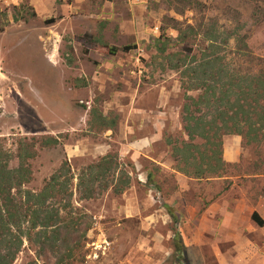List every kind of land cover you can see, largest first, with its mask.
<instances>
[{"label":"rangeland","instance_id":"obj_1","mask_svg":"<svg viewBox=\"0 0 264 264\" xmlns=\"http://www.w3.org/2000/svg\"><path fill=\"white\" fill-rule=\"evenodd\" d=\"M65 1L0 0V164L17 168L19 138L58 139L55 146L37 147L28 161L31 180L20 192L25 205V191H41L64 160L71 171L61 195L44 206L37 196L29 199L38 207L30 220L56 224L23 236L12 264H264V197L256 191L264 185V0ZM20 6L34 16L14 21L12 10ZM189 25L201 30L188 47L176 37L178 30L190 35ZM179 56L184 65L176 67ZM203 58L208 61L201 69ZM188 71L196 77L186 81ZM204 79L215 94L225 90L222 101L205 89L185 90ZM203 94L210 99L208 119L224 117L221 104L231 99L229 112L235 109L241 122L251 118L256 132L248 133L252 142L240 146L233 162L223 158L224 138L240 135L222 136L225 164L238 167L221 166L202 179L178 172L189 179H175L167 140L187 139L185 95ZM93 106L116 126L92 125ZM202 149L191 148L189 168L208 160ZM109 151L121 167L114 168L112 184L124 172L129 186L119 194L109 188L80 198L79 174ZM258 157L256 173L241 177ZM164 202L180 215L176 230L185 248L179 253ZM255 212L262 225L252 219ZM102 236L108 246L99 248ZM96 241L97 248L90 244ZM177 254L182 260L175 262Z\"/></svg>","mask_w":264,"mask_h":264},{"label":"trees","instance_id":"obj_2","mask_svg":"<svg viewBox=\"0 0 264 264\" xmlns=\"http://www.w3.org/2000/svg\"><path fill=\"white\" fill-rule=\"evenodd\" d=\"M65 0H56L58 4L64 3ZM66 3H70L71 0H66ZM22 10H21V9ZM20 8L14 7L12 10V15L14 21H17L19 19H28L30 15L33 17L34 12L30 14L29 10L26 7L20 6ZM28 13V17H25L24 14H21V12ZM191 30V34H187L181 30H178V35L176 37L177 42L185 44L188 46L189 44L193 45L195 44L196 36L198 35V29L193 26H187ZM201 27V26H200ZM201 30V28L199 29ZM191 36V37H190ZM94 41L99 40L97 38H93ZM103 45H106V43H103ZM189 47V46H188ZM165 48V42H162V47L159 48V50L162 51V49ZM125 50V49H124ZM187 50V48L185 49ZM189 51V50H187ZM109 52L113 54L115 52V48L109 47ZM204 63L200 65L201 69L204 68L205 62L208 61V58H203ZM185 57L179 56L177 58V63L174 65L176 67L184 65ZM200 67H197L200 68ZM185 71V70H184ZM184 74L187 76L186 81H189L191 76H195V73L191 72H184ZM206 75V74H205ZM196 77V76H195ZM200 78H206L201 77ZM206 79H204L202 82L191 84L189 86H185V90L191 91L195 88L199 89H205L208 91L212 96H215V101L219 102L223 99V93L225 90H222L220 93H216V91L211 88H209L205 83ZM264 85V81L263 84ZM203 95H200L198 97H194L191 95H185V102L182 107V124L183 129L186 133L187 139L186 140H180L178 142H172L170 139H168V144L171 146V152H172V158L174 161V166L176 165L177 172H180L181 174L190 177V178H206L209 176H215L218 174L219 168L220 170H223V168H228L231 165L237 166L238 163L230 164L226 163L222 158V147H221V138L223 135L227 134H238L241 136V146L245 145V142H252L253 137L250 136L254 135L253 132H256L255 129V121H252L251 118H247L244 121H238L235 117V109L229 112V107H227L231 99L227 100L224 104L222 102L220 110L222 108V112L224 113V117H222L220 120H217V118H207L206 112L204 111L205 105L209 102L210 99L203 98ZM205 102V103H204ZM204 103V104H203ZM235 103V102H234ZM257 103V102H256ZM248 109L251 107V104L248 103L247 105ZM260 107H263L260 105ZM259 108V107H258ZM256 109V108H253ZM261 109V108H260ZM259 110V109H258ZM257 110V111H258ZM221 112V113H222ZM232 114V115H231ZM234 114V115H233ZM90 116V123L94 126H97L98 124L101 126L102 129H113L116 126V123L114 120H109L108 118L104 117L100 112H98V109L96 106H93L90 108L89 112ZM241 123V124H240ZM260 125V124H259ZM250 133V134H248ZM200 139L202 143L200 145L196 144L195 140ZM58 144V139L50 134H46L43 136H32L30 138H19L17 142V158H18V166L16 169L14 168H8L7 166L0 164V207L4 206L3 211H6L5 215H0V264H12L14 260V256L19 251V246L22 245V238L25 236L26 238L30 235L31 230L36 228L38 225L43 227H54L56 223L52 224L43 222L46 224H38L36 221V218L33 220H30V214H34V212L38 211V207L33 204V202H30L33 197L37 196L38 199H42V206L45 205L47 199L54 198L60 193V188L65 187L67 190V183L68 181H71L70 176H68V173L70 171V166L67 164V161H63L58 169L50 176V180H48L45 183V187L37 192H31L29 190L25 191L26 194V205L21 199V189L22 184L28 183L31 180V171L29 168V160L34 159L38 148H45V147H52ZM202 146V147H200ZM217 147V149H213L214 147ZM203 148L202 150H206L208 154V160L203 161L204 164L197 166H192V168H189L192 165L193 160V153L191 151V148ZM1 149V147H0ZM262 157V156H261ZM259 162L252 161L248 164V167L252 170L250 173L247 172L245 175H241V177L244 178H251L253 174L256 172L257 166H260V159ZM117 154L116 152H113L112 154L109 152L105 153L103 156L98 158L97 161L94 163L88 164L79 174L77 178V185L76 189L80 192V198H92L94 197L93 194L98 193V190L107 191V189H111L112 192L119 194L123 192L130 184V176L128 173L122 172L125 176L120 175L118 178V182L113 183V180L110 179L113 178L114 175V168L118 169L120 167V163L118 162ZM116 161V162H115ZM114 162V164H113ZM121 168V167H120ZM253 172V173H252ZM264 173V170H263ZM151 171L147 174V180L150 183L151 181ZM219 176V175H218ZM217 176V177H218ZM72 177V176H71ZM61 181V182H60ZM97 181H101L99 184ZM13 182H16L15 184ZM98 186H96L97 184ZM111 185V187H110ZM95 187V188H94ZM98 187V188H97ZM65 190L64 194L70 195V193ZM256 191L259 194V196L264 197V185H258L256 187ZM63 195V193H62ZM30 199V200H29ZM41 206V207H42ZM166 208L168 214L173 219L175 225L173 226L174 235L173 240L176 245V252L179 253V251H182L185 246L183 245L180 234L176 230V224L179 221V213L177 210L173 208V206L167 204L164 202L162 205ZM31 210L32 212H29ZM44 210V208H43ZM44 212H46L44 210ZM1 214V213H0ZM252 219L258 224L262 225L263 221L258 216V214L255 212L252 214ZM26 221H30L31 223L27 226V228H24L22 224H25ZM2 222V223H1ZM26 229V230H25ZM54 229L52 233L59 234L57 228H51ZM30 231V232H29ZM11 253V255H10ZM176 259L175 262L181 261L182 258L178 254L175 256ZM57 264H71V263H64L62 260H58Z\"/></svg>","mask_w":264,"mask_h":264},{"label":"crops","instance_id":"obj_3","mask_svg":"<svg viewBox=\"0 0 264 264\" xmlns=\"http://www.w3.org/2000/svg\"><path fill=\"white\" fill-rule=\"evenodd\" d=\"M241 142V137L240 136H234L232 138H224V145H223V158L224 160L228 161V162H233L236 161L238 159V155L240 150V144ZM125 144L122 142V149H124ZM127 149V148H126ZM129 154H134L136 152L132 151L130 148H128ZM158 164L161 165L160 163V159H158ZM171 173L174 175L175 179H178L179 177H182L183 179H189L186 178L185 176L180 175L177 171L172 170L171 168ZM185 183H187V181H185ZM179 187H182V184H178ZM183 188V187H182ZM185 188V187H184Z\"/></svg>","mask_w":264,"mask_h":264},{"label":"built area","instance_id":"obj_4","mask_svg":"<svg viewBox=\"0 0 264 264\" xmlns=\"http://www.w3.org/2000/svg\"><path fill=\"white\" fill-rule=\"evenodd\" d=\"M98 240H99V243H98L99 244L98 245L99 248H101L102 246H104V247L108 246V242L106 241V239L104 238V236L98 238ZM97 241L96 242H90L91 246H95L96 247Z\"/></svg>","mask_w":264,"mask_h":264}]
</instances>
